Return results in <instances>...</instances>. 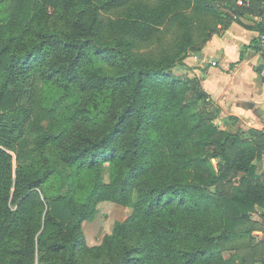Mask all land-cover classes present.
Wrapping results in <instances>:
<instances>
[{
	"label": "trees",
	"instance_id": "1",
	"mask_svg": "<svg viewBox=\"0 0 264 264\" xmlns=\"http://www.w3.org/2000/svg\"><path fill=\"white\" fill-rule=\"evenodd\" d=\"M229 1L0 0V264L259 263L264 130L219 128L210 94L175 70ZM165 29L161 58L130 52ZM104 199L132 214L89 247L82 224Z\"/></svg>",
	"mask_w": 264,
	"mask_h": 264
},
{
	"label": "crops",
	"instance_id": "2",
	"mask_svg": "<svg viewBox=\"0 0 264 264\" xmlns=\"http://www.w3.org/2000/svg\"><path fill=\"white\" fill-rule=\"evenodd\" d=\"M240 1L242 3H240ZM224 22L209 36L208 43L185 63L200 73L202 86L224 116L237 118L242 127L264 130V64L260 34L264 28V0H231ZM216 60L217 64H212ZM264 178V154L257 162ZM259 220L261 216L256 214ZM263 243L258 264H264V231H254Z\"/></svg>",
	"mask_w": 264,
	"mask_h": 264
},
{
	"label": "rangeland",
	"instance_id": "3",
	"mask_svg": "<svg viewBox=\"0 0 264 264\" xmlns=\"http://www.w3.org/2000/svg\"><path fill=\"white\" fill-rule=\"evenodd\" d=\"M118 14L119 12L105 13L104 14L105 23H107V20L109 19H112V20L118 19L119 18V16H117ZM55 23L66 29L71 28V21H69L63 16H57V17L55 16ZM173 31H174L173 29L172 31L166 30L164 37H163V42L161 44L153 43L152 46L150 47H148V45L147 46H132L130 48V52L133 54L139 55L138 58L140 59L141 62L147 61L148 58H161L163 56L162 46L163 47L165 46V49L167 48L169 41L174 36ZM101 35L104 38L108 39L113 36V33L109 28L105 26L101 30ZM200 39L197 45H201V43L203 42L202 40H205L204 38L201 40ZM205 46L206 45H204L203 47ZM192 53H197V51L188 52L185 55L184 61H186L187 56ZM108 69L109 71L117 70L116 68H112V67H109ZM175 70L179 75H182V76L189 75L190 77H193L194 78L193 85H195L194 89H197V90H201L202 88L204 89L203 86L198 87L196 86V83H195L196 80L201 78L200 73H195L194 70L192 69L190 70L189 67L185 68L184 65H179V64L176 65ZM49 87H51V85H48V88ZM195 94L196 92L191 91L189 93V97H194ZM122 97H123V94L118 93L117 98L121 100ZM210 105H215V104L212 103ZM212 110H213V107L210 106L208 113H209V116L214 115V118H209V121H214L215 123H217V125H219V128L227 129V130H236L238 127L241 126L237 122H233V120H231L230 117L222 115L221 112L215 115ZM76 126L83 129L85 128L86 125L81 122H78ZM30 135L32 136L31 133ZM31 136L28 139L29 141L31 140L30 139ZM197 137H198V134L195 133L193 138L196 139ZM193 145H197L196 142H194ZM197 151H200L199 146H197ZM201 152H204V151L201 149ZM212 162L214 165H216L217 160L213 159ZM210 173H211V168L206 164H203L200 167H194L188 170L189 177L197 181H199L200 179L202 180L205 179L206 176H208ZM105 178L107 179V174L105 175ZM131 214H132V208L129 206L121 205L109 199H104V200L99 201L96 204V209H95L94 214L90 218L86 219L82 224V235H83L85 244L89 247L101 245L105 235L112 233V231L114 230L115 223L117 221L125 220Z\"/></svg>",
	"mask_w": 264,
	"mask_h": 264
},
{
	"label": "built area",
	"instance_id": "4",
	"mask_svg": "<svg viewBox=\"0 0 264 264\" xmlns=\"http://www.w3.org/2000/svg\"><path fill=\"white\" fill-rule=\"evenodd\" d=\"M240 3H242V2L240 1ZM260 44H261L262 52L264 53V28H263L262 33L260 34ZM212 64H214V65L217 64V61L216 60H212ZM262 74L264 76V67L262 69Z\"/></svg>",
	"mask_w": 264,
	"mask_h": 264
},
{
	"label": "water",
	"instance_id": "5",
	"mask_svg": "<svg viewBox=\"0 0 264 264\" xmlns=\"http://www.w3.org/2000/svg\"><path fill=\"white\" fill-rule=\"evenodd\" d=\"M263 67H264V64L262 63L259 68L260 69H263Z\"/></svg>",
	"mask_w": 264,
	"mask_h": 264
}]
</instances>
